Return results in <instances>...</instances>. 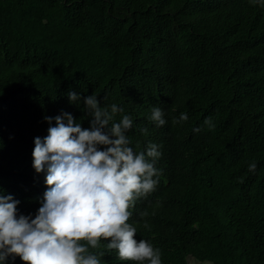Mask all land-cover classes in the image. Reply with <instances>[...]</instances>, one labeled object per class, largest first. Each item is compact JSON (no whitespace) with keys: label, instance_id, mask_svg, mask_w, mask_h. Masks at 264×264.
<instances>
[{"label":"trees","instance_id":"16d2710c","mask_svg":"<svg viewBox=\"0 0 264 264\" xmlns=\"http://www.w3.org/2000/svg\"><path fill=\"white\" fill-rule=\"evenodd\" d=\"M92 93L124 109L113 122L132 117L136 151L161 146L156 189L131 209L138 241L159 248L162 264H264V6L0 0V194L19 201L17 215L34 218L47 190L32 167L44 118L67 112L90 127ZM153 107L164 126L149 119ZM181 113L188 120L173 125ZM106 243L93 250L101 264H134Z\"/></svg>","mask_w":264,"mask_h":264},{"label":"clouds","instance_id":"9594fccd","mask_svg":"<svg viewBox=\"0 0 264 264\" xmlns=\"http://www.w3.org/2000/svg\"><path fill=\"white\" fill-rule=\"evenodd\" d=\"M252 2L264 6V0ZM67 95L79 106L80 94ZM83 105L90 127L62 112L46 116L48 134L34 138L32 167L45 173L47 185L35 217L17 215L19 201L0 194V264L9 257H19L24 264H101L104 252L93 250L100 249L102 241L121 261L162 264L161 250L148 240L138 241L137 228L129 223L136 201L156 189L161 146L149 143L146 150L136 151L128 136L132 117L125 114L113 122L124 112L117 104L102 107L92 93L83 97ZM164 115L160 107H153L149 119L162 127ZM187 120L181 113L172 123ZM204 123L213 126L211 118ZM140 131L147 134V128ZM256 167L253 161L248 170L255 172Z\"/></svg>","mask_w":264,"mask_h":264}]
</instances>
